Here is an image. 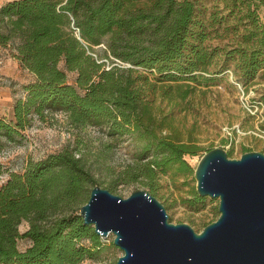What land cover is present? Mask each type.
Listing matches in <instances>:
<instances>
[{"label":"trees","instance_id":"obj_1","mask_svg":"<svg viewBox=\"0 0 264 264\" xmlns=\"http://www.w3.org/2000/svg\"><path fill=\"white\" fill-rule=\"evenodd\" d=\"M261 4L264 0L4 1L0 43H13L15 56L34 77L23 83L10 117L0 116V153L34 118L60 111L77 131L96 126L110 137L131 136L134 158L117 179L141 180L155 195L159 173H192L184 156L201 150L194 139L177 137L167 114L155 112L157 89L169 100L184 99L230 66L249 85L264 67ZM229 34L226 42L213 41ZM103 39L104 57L94 48ZM260 126L264 130V121ZM78 144L29 160L21 171L7 170L0 161V264H78L99 247V234L78 211L88 198L87 185L96 184ZM191 198V204L205 199L196 189ZM73 202L80 203L74 212L50 217ZM22 220L29 223L24 230ZM19 239L29 243L20 248Z\"/></svg>","mask_w":264,"mask_h":264},{"label":"rangeland","instance_id":"obj_2","mask_svg":"<svg viewBox=\"0 0 264 264\" xmlns=\"http://www.w3.org/2000/svg\"><path fill=\"white\" fill-rule=\"evenodd\" d=\"M4 1L0 0V5ZM258 13L264 20V4L259 6ZM231 36L213 38V41L226 42ZM94 48L102 57L107 52L104 39ZM106 61L109 63V58ZM216 75L208 84H198L184 99L169 100L161 88L156 91L154 110L158 116L167 114L177 137L183 140L194 139L201 146L199 154L184 156L193 168L200 153L211 147L231 150L230 157H239L244 149L264 152V130L260 126L264 121V67L258 70L247 86L238 80L232 66ZM33 77L15 56L13 43H0V116L10 117L15 98L24 93L23 83ZM73 77L74 73L68 72V78L72 80ZM168 130L164 127L162 132ZM80 134L83 136L81 141L78 139ZM75 144L82 148L83 162L96 178V184L102 187L112 184L111 189L107 188L123 197L134 189H147L141 180L121 182L117 179L118 172L134 158L136 143L131 136L110 137L104 129L96 126L77 131L68 124L65 114L60 111L48 113L43 120L34 118L21 136L5 145L0 153V161L7 170L21 171L29 160ZM156 185L155 196L164 204L172 222L183 221L199 231L219 214L218 197L205 195L203 202L190 203L196 185L194 171L188 174H177L174 171L159 173ZM90 187L91 184H88L86 197ZM79 205L73 202L52 212L50 217L62 212H74ZM28 224L27 220H22L19 229L24 230ZM99 236V247L94 248L93 256L85 257L78 264H114L123 253L112 242V231ZM28 243L25 239L18 240L20 248ZM81 243L92 247L89 239H83Z\"/></svg>","mask_w":264,"mask_h":264},{"label":"water","instance_id":"obj_3","mask_svg":"<svg viewBox=\"0 0 264 264\" xmlns=\"http://www.w3.org/2000/svg\"><path fill=\"white\" fill-rule=\"evenodd\" d=\"M198 195L218 197V216L199 231L169 220L164 204L149 190L123 197L94 184L79 207L84 224L123 253L114 264H264V152L230 157L211 147L194 168Z\"/></svg>","mask_w":264,"mask_h":264}]
</instances>
